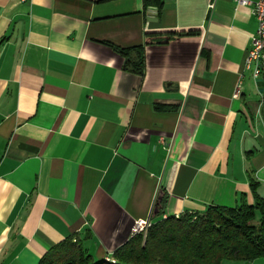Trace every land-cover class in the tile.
I'll return each instance as SVG.
<instances>
[{"label":"crops","instance_id":"crops-1","mask_svg":"<svg viewBox=\"0 0 264 264\" xmlns=\"http://www.w3.org/2000/svg\"><path fill=\"white\" fill-rule=\"evenodd\" d=\"M247 1L0 0V264L74 234L110 259L136 220L253 203L252 178L264 198Z\"/></svg>","mask_w":264,"mask_h":264},{"label":"trees","instance_id":"trees-1","mask_svg":"<svg viewBox=\"0 0 264 264\" xmlns=\"http://www.w3.org/2000/svg\"><path fill=\"white\" fill-rule=\"evenodd\" d=\"M156 1L160 5L158 0H145L146 4ZM132 66L142 71L141 53ZM250 187L253 203L242 197L233 208L211 205L203 213L161 219L146 238L132 237L110 259L96 260L74 234L49 249L38 264H222L264 259V198L258 195L253 178Z\"/></svg>","mask_w":264,"mask_h":264},{"label":"built area","instance_id":"built-area-1","mask_svg":"<svg viewBox=\"0 0 264 264\" xmlns=\"http://www.w3.org/2000/svg\"><path fill=\"white\" fill-rule=\"evenodd\" d=\"M217 0H211L208 9L211 11L215 7ZM238 5L248 4L247 0H236ZM254 15L257 22V30L251 40V48L245 60V69L251 71L253 79L258 81L262 80L264 83V64L256 65V57L264 56V0H259L254 5ZM240 94L239 87L236 91V96ZM154 222L151 219L136 220L132 228L131 237L142 235L146 238L149 229Z\"/></svg>","mask_w":264,"mask_h":264},{"label":"rangeland","instance_id":"rangeland-1","mask_svg":"<svg viewBox=\"0 0 264 264\" xmlns=\"http://www.w3.org/2000/svg\"><path fill=\"white\" fill-rule=\"evenodd\" d=\"M222 264H264V259H258L254 262L228 261L224 260Z\"/></svg>","mask_w":264,"mask_h":264},{"label":"bare ground","instance_id":"bare-ground-1","mask_svg":"<svg viewBox=\"0 0 264 264\" xmlns=\"http://www.w3.org/2000/svg\"><path fill=\"white\" fill-rule=\"evenodd\" d=\"M263 64H264V56H257L256 65H263Z\"/></svg>","mask_w":264,"mask_h":264}]
</instances>
